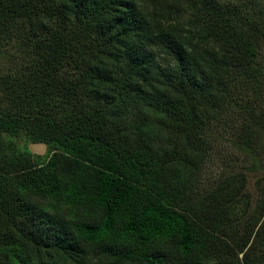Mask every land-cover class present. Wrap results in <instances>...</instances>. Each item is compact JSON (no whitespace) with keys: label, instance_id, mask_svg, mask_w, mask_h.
I'll return each mask as SVG.
<instances>
[{"label":"trees","instance_id":"trees-1","mask_svg":"<svg viewBox=\"0 0 264 264\" xmlns=\"http://www.w3.org/2000/svg\"><path fill=\"white\" fill-rule=\"evenodd\" d=\"M186 4L189 29L176 24L150 35L144 10L130 12L125 0H0V55L14 63L0 78V130L44 137L61 154L38 174L23 169L20 198L36 208L62 193L71 205L101 209L104 219L101 228L80 222L73 231L55 223L34 241L24 234L36 255L3 250L0 264H75L89 259L80 241L102 244L116 264H172L149 251L158 241L173 242L180 264H201L193 257L199 244L226 258L222 264H264V175L253 204L244 170L261 168L254 137L264 122L253 121L251 105L231 87L253 75L252 90L261 77L264 9L216 10L215 0H184L181 9ZM230 112L243 121L237 151L254 161L241 159L200 192L214 125ZM168 125L178 136L157 140ZM5 180L0 172L2 234L19 210ZM113 233L123 245L107 242ZM54 251L55 260L45 257Z\"/></svg>","mask_w":264,"mask_h":264},{"label":"rangeland","instance_id":"rangeland-1","mask_svg":"<svg viewBox=\"0 0 264 264\" xmlns=\"http://www.w3.org/2000/svg\"><path fill=\"white\" fill-rule=\"evenodd\" d=\"M182 2H184V0H125V8L130 12L135 9L138 10V6L143 9V13L147 15L148 23L151 26L149 28L150 35H152L159 29H168L176 24H183L180 31L190 28L193 22L190 10L191 5L186 4L184 5L185 7L181 9ZM215 3L216 10L228 6V8L233 7L235 10L239 9L245 11L246 7H249L250 4L252 6V13L254 11L259 13L264 9V0H215ZM259 44V56H257L258 59L256 60L255 66L259 68L261 77H259L256 83L252 84L251 87L253 91L248 88L250 83L246 85L252 79L253 75L243 77L244 85L241 78H236L234 83L231 84V87L233 90L236 89V92L234 91L235 94L243 95L246 101L251 105L254 116L253 121L257 119V121L264 122V43L261 42ZM12 65H14V63L11 60L0 55V78L9 72ZM227 87L230 88V83ZM239 97L242 98V96ZM237 114L238 113L235 112H230L228 115L221 113L218 117L220 120L214 125L215 134L212 135V151L209 155L211 158L210 168L207 170V174H204L201 178L202 181L197 183L200 192L209 188L213 181L208 180L215 179L223 170H232L235 167L238 170V161L242 162L243 160V163H251V161H254V159L249 161L248 156L246 155L245 157L244 153H241V155H243V157H241L235 146L233 137L235 134H239V125L243 122ZM246 123L252 125L249 119L246 120ZM167 127L165 131L163 130L162 137L157 138V140L162 139L165 141L178 136L177 132L179 128L172 127V125H168ZM0 129H2V127H0ZM256 130L258 133L254 137V141H256L254 151L261 162V168L249 166L244 169L248 174V189L250 193H252L253 204H256L257 200L256 182L264 175V171H262L264 168V126L261 129L256 127ZM31 136H33V134L31 135L25 130H20L14 135L0 130V172L6 177L5 182L8 181L14 184L12 187L14 193L9 198V202L12 204V208H14V206L19 208V210H15L14 215L10 219L13 222L11 232L8 233V231L5 230L3 234L0 233V251L4 250V252L11 255L25 254L28 257H34L36 255V249L32 248L34 244L31 241L25 242L26 239L23 237L24 234L32 238L29 240L34 241L41 232L47 230L55 223H61L64 225V228H70L71 231H73L74 227L80 222L89 223L91 225L90 227L99 228L104 224L103 211L101 209L91 207L82 200H79V203L76 205H71L64 202L66 198L65 194L62 193H60L58 199L54 201L51 199L40 200L36 208L35 205L33 207L28 200L20 198L21 194L19 193V189L21 192L22 188L25 187L20 182L19 178L23 176V169L26 167L28 171L38 174V171L43 168L50 159H53L54 156L61 155L57 147L44 141V137L36 138V136ZM27 204H30V206L24 213L25 208L23 207ZM0 220L3 223L5 222V217H3L1 210ZM229 222L233 224L232 218ZM115 223V226L119 224L117 221ZM113 234L114 235L111 237H108L107 242H113L119 246L123 245L124 242L120 241L116 233ZM78 246L81 251L88 254L89 259L80 257L75 264H116L114 260H108L107 257L102 254V244L91 245L84 241H80ZM173 246L172 241H158L154 243L149 251L153 254H163L169 263L180 264L178 256L176 258V254L174 253L175 250H173ZM58 253L59 252L56 251L51 254L46 253L45 257L50 261L55 260L56 258H53V256H58ZM193 257L201 264L227 263L226 258L219 259L217 258L218 256H215L214 252L210 255L208 249L204 248L202 244L196 246ZM123 264L137 263L131 261Z\"/></svg>","mask_w":264,"mask_h":264}]
</instances>
